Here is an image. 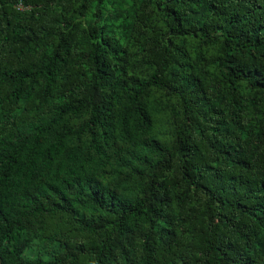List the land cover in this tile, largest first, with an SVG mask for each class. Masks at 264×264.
Instances as JSON below:
<instances>
[{
    "label": "trees",
    "instance_id": "obj_1",
    "mask_svg": "<svg viewBox=\"0 0 264 264\" xmlns=\"http://www.w3.org/2000/svg\"><path fill=\"white\" fill-rule=\"evenodd\" d=\"M0 264H264V0H0Z\"/></svg>",
    "mask_w": 264,
    "mask_h": 264
},
{
    "label": "built area",
    "instance_id": "obj_2",
    "mask_svg": "<svg viewBox=\"0 0 264 264\" xmlns=\"http://www.w3.org/2000/svg\"><path fill=\"white\" fill-rule=\"evenodd\" d=\"M19 8L23 9V7H22V5H21V4L19 5Z\"/></svg>",
    "mask_w": 264,
    "mask_h": 264
},
{
    "label": "rangeland",
    "instance_id": "obj_3",
    "mask_svg": "<svg viewBox=\"0 0 264 264\" xmlns=\"http://www.w3.org/2000/svg\"><path fill=\"white\" fill-rule=\"evenodd\" d=\"M22 7H23V6H22ZM23 9H28V8H24V7H23Z\"/></svg>",
    "mask_w": 264,
    "mask_h": 264
}]
</instances>
